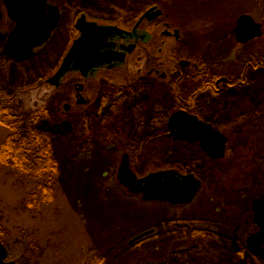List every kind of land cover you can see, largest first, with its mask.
Listing matches in <instances>:
<instances>
[{
  "label": "rangeland",
  "instance_id": "374dc122",
  "mask_svg": "<svg viewBox=\"0 0 264 264\" xmlns=\"http://www.w3.org/2000/svg\"><path fill=\"white\" fill-rule=\"evenodd\" d=\"M70 2L92 19L117 23H122L124 14L114 12L113 7L134 8L135 18L137 12L156 4L164 10V21L183 26L184 42L178 45L182 47L181 56L201 53L207 66L213 64L214 74L222 70L230 81L239 80L246 61L255 63L261 58L264 64V0ZM241 14L262 23L263 35L236 52L231 30ZM214 39L218 45L210 47ZM65 44L66 35L57 34L52 50L25 66L0 62V105L9 103L16 110L39 111L53 102L57 104L52 90L40 81L52 73ZM232 51L236 53L230 66L225 62ZM145 61L144 57L141 64ZM262 68L247 72L244 86L224 90L211 106L213 125L226 138L223 158L208 156L198 143L152 141V130L148 129V124L156 123L151 119L152 105L160 103L162 114L175 105L165 88L154 85L144 89L149 95L145 105L149 109L140 110L143 124H139L140 117L134 119V132H121L109 153L103 151L102 143H97L92 153L87 151L91 139L80 133L74 134L71 142L53 138L59 173L55 195L49 201H45L48 196L40 197L38 183L43 178L1 167L0 240L8 251V261L85 264L99 254L104 264H264L242 245L258 232L252 201L264 202V65ZM195 82L181 85L183 97L196 88ZM67 119L74 120V116ZM94 120L90 118L89 136L97 131L98 122ZM75 121L80 126L79 118ZM9 135L10 130L0 126V144ZM125 152H131L130 169L137 178L178 170L198 179L200 188L192 202L182 206L144 202L142 195L130 193L117 179ZM146 232L150 234L140 242L132 241Z\"/></svg>",
  "mask_w": 264,
  "mask_h": 264
},
{
  "label": "flooded vegetation",
  "instance_id": "af4514ba",
  "mask_svg": "<svg viewBox=\"0 0 264 264\" xmlns=\"http://www.w3.org/2000/svg\"><path fill=\"white\" fill-rule=\"evenodd\" d=\"M118 8L113 7V10L114 12L116 10V13L124 14L122 23L113 22L109 19H103V21L92 19L85 10L73 8L70 0H45L44 19L49 21L51 16L56 13L57 25L51 31L48 39L33 48L32 55L29 58L23 59L25 56L24 51L18 55L6 52L9 39L20 22L9 14L4 0H2L0 7L1 63L10 64V66H25L47 55L48 51L52 50L53 40L57 34L62 36V33H64L66 35V44L58 53L57 64L52 68V73L49 76H43V80L40 81V84L44 83L52 90L54 101L57 104L53 102L50 107L45 109L44 114L39 115L35 125L38 132L48 135L51 144L53 138L68 139L71 142V137L80 133L81 136L90 137L91 139L88 142L87 151L92 153L97 148L96 144L102 143L104 145L103 151L108 152L112 148V144H115L119 139L121 132H134V119L138 120L140 112L149 109L145 106L148 105L149 100L148 92H144L147 86L165 88L168 99L172 98L175 104H173V108L168 109L163 114L161 113L163 109L160 103L155 102L152 105L151 119L156 123L148 124V129H151L152 132L148 130L147 133L148 136L150 132L152 133V141L170 139L174 143H187L181 137L182 132L187 131L186 126L197 125L198 123L206 124L218 131L213 125L214 114L211 106L224 90L244 86L247 72L263 69L264 64H262L261 58L255 63L251 60L246 61L241 66L243 73L239 80L237 82L230 81L228 76H223L222 70H217L214 74L213 64L207 66V62L201 57V53L192 52L186 57L181 56L182 50L179 49H182V47L178 45L184 42L182 38L183 26L175 27L171 22L164 21L165 13L160 6L156 4L147 6L140 13L137 12L135 18L134 8ZM242 15L249 14H241L240 16ZM113 17H117L120 21L118 16L114 15ZM252 19L256 22L253 17ZM237 20L231 30V35L235 39L236 52L263 35V24L256 22L261 24V36L246 43H240L235 35ZM134 21L136 22L134 23ZM43 23L33 25L31 33L43 26ZM81 23H92L99 27H108V33L99 35L98 52L107 55L110 61L84 73L71 67L59 79L58 85L52 86L48 82L49 79L54 77L60 69L74 41L81 37L82 33L79 29ZM113 29L118 33H115ZM208 45L217 47L218 40L214 39ZM235 51H232L230 56L228 55L226 64L234 65ZM144 57L146 61L141 64ZM15 59H19V61ZM1 70H4V66ZM189 81H193V83L196 81L197 86L185 98L181 94L180 87L184 82ZM2 89L0 84V91ZM3 93H5L4 90ZM142 93L144 94L142 95ZM209 114L210 117H208ZM70 115L74 116V120L67 119ZM62 116L66 118L59 120ZM54 117L56 121H53L55 120ZM91 117L98 122L97 131L93 136H89ZM77 118H79L80 126L77 124L78 120L75 121ZM139 120V124H143L142 117ZM155 126H158V128L155 129ZM196 143L200 146L198 141ZM131 157V152H125L122 161L126 159L128 169L134 175L130 169L129 159ZM120 166L117 170V179L123 185L118 177ZM168 171L175 172L179 176H187L178 170ZM193 178L198 181L195 177ZM251 211L254 218L252 203ZM256 228L258 230L257 226ZM242 245L249 250L245 241ZM252 256L259 259L253 254Z\"/></svg>",
  "mask_w": 264,
  "mask_h": 264
},
{
  "label": "water",
  "instance_id": "95a60500",
  "mask_svg": "<svg viewBox=\"0 0 264 264\" xmlns=\"http://www.w3.org/2000/svg\"><path fill=\"white\" fill-rule=\"evenodd\" d=\"M5 7L10 15L20 24L9 39L6 52L18 55L24 51L27 59L32 55V50L40 43L46 41L51 31L56 27L58 18L54 13L49 21L44 19L45 0H4ZM44 22L43 26L31 33L33 25ZM81 37L74 41L69 53L65 57L60 69L54 77L49 79L52 86H57L59 79L73 67L82 73L93 68L109 63L107 55L98 52V38L103 33H108V27H99L95 24L81 23L79 25ZM114 30V29H113ZM118 33V31H115ZM261 24L254 22L249 15H242L237 20L235 35L240 43H246L260 37ZM21 59V58H19ZM19 59H15L19 61ZM187 131L181 137L187 143L197 141L208 156L220 159L224 157L226 138L218 131L206 124L186 126ZM118 177L120 182L133 194L142 195L143 201H156L171 205H187L192 202L200 185L191 175L179 176L175 172H158L138 180L129 171L126 159L122 161ZM254 223L259 228L258 232L250 235L246 246L256 257L264 260V202L255 199L252 202ZM147 234H143L145 236ZM139 236L137 239H139ZM0 264H16L8 261V251L0 240Z\"/></svg>",
  "mask_w": 264,
  "mask_h": 264
},
{
  "label": "trees",
  "instance_id": "16d2710c",
  "mask_svg": "<svg viewBox=\"0 0 264 264\" xmlns=\"http://www.w3.org/2000/svg\"><path fill=\"white\" fill-rule=\"evenodd\" d=\"M13 108L9 103L0 105V126L10 130V135L0 144V168L8 166L32 177L43 178L38 183L40 197L48 196L49 199L45 201H49L55 195V178L58 177L59 167L50 137L39 133L35 128L39 115L45 111H22ZM103 259L99 254H94L85 264H104Z\"/></svg>",
  "mask_w": 264,
  "mask_h": 264
}]
</instances>
